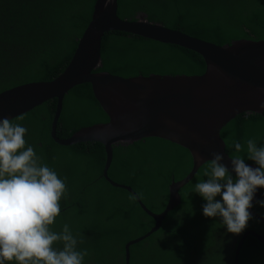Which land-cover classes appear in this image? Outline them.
<instances>
[{"label": "trees", "instance_id": "1", "mask_svg": "<svg viewBox=\"0 0 264 264\" xmlns=\"http://www.w3.org/2000/svg\"><path fill=\"white\" fill-rule=\"evenodd\" d=\"M95 1L0 0V93L59 76L90 22ZM117 4V16L122 20L134 21L144 14L151 23L217 46L238 40L264 41V0H118ZM100 54L102 68L97 72L123 78L198 76L205 71L204 61L196 53L122 32L105 34ZM55 108L56 101L50 100L11 120L27 129L25 148L32 146L41 163L66 185L60 214L50 229L59 233L69 225L78 241L83 240L77 250H88L83 264H124L125 245L147 234L154 221L130 193L112 187L102 177L105 152L101 144L63 147L52 140ZM107 121L90 85L77 86L63 99L56 136L68 139L83 128ZM221 138L230 158L236 154L233 141H237L244 145L239 155L245 163L258 167L246 159V141L255 139L258 146L264 145V113L236 117L221 131ZM206 166L179 191L180 204L159 229L130 247L129 264H232L225 244L236 235L227 231L220 217H205L202 206L206 201L193 192L197 182L207 179L203 175ZM191 167L188 151L149 138L114 146L108 177L131 188L149 211L160 214L168 201V187L184 179ZM262 199L264 189L259 191L258 200ZM252 210L264 220V207L255 203ZM248 231L264 234V226L252 218L242 234ZM248 242L258 247L252 252L264 258L263 247L252 237L243 250ZM53 247L62 250L63 244L57 242ZM243 262L242 255L238 264ZM247 263L259 264L249 257Z\"/></svg>", "mask_w": 264, "mask_h": 264}, {"label": "water", "instance_id": "2", "mask_svg": "<svg viewBox=\"0 0 264 264\" xmlns=\"http://www.w3.org/2000/svg\"><path fill=\"white\" fill-rule=\"evenodd\" d=\"M117 2L95 1L90 22L59 76L49 82L25 84L0 93V119L11 121L55 100L50 136L56 144L70 147L99 143L103 146L102 177L112 187L130 193L155 224L147 234L125 245L124 264H129L130 247L159 229L168 213L180 204L179 191L213 158L212 153L222 154V163L231 171V159L225 152L221 131L242 114L264 113V108L260 107L264 103V41L238 40L217 46L151 23L144 14H139L134 21L122 20L117 16ZM110 32H122L196 53L204 61L205 71L198 76L150 74L131 78L97 72L102 68V39ZM84 84L90 85L92 95L108 121L83 128L68 139H59L56 128L63 99L71 89ZM149 138L185 149L192 160L189 174L168 187V201L160 214L149 211L131 188L108 177L114 146H129ZM232 175L235 177L234 172ZM259 191L257 189L254 195L253 206L259 199ZM252 208L249 210L252 217L264 225V220ZM248 236L264 246V238L250 231L245 233L235 250L234 264H238L240 249Z\"/></svg>", "mask_w": 264, "mask_h": 264}, {"label": "clouds", "instance_id": "3", "mask_svg": "<svg viewBox=\"0 0 264 264\" xmlns=\"http://www.w3.org/2000/svg\"><path fill=\"white\" fill-rule=\"evenodd\" d=\"M26 132L19 123L0 119V264H83L88 250H77L83 240L78 241L69 225L59 233L50 229L60 214L66 185L41 163L32 146L25 148ZM233 146L231 171L222 163V154L212 153L203 173L207 179L197 182L193 192L206 201L205 217H220L229 233L239 235L253 218L249 210L257 189H264V145L246 141V159L256 168L239 155L244 145L233 141ZM256 203L264 207V199ZM57 242L63 244L62 250L53 247Z\"/></svg>", "mask_w": 264, "mask_h": 264}, {"label": "flooded vegetation", "instance_id": "4", "mask_svg": "<svg viewBox=\"0 0 264 264\" xmlns=\"http://www.w3.org/2000/svg\"><path fill=\"white\" fill-rule=\"evenodd\" d=\"M180 196V195H179ZM262 224V223H261ZM263 225V224H262ZM264 226V225H263ZM249 232V231H248ZM250 232H253V231H250ZM245 233H247V232H244L242 235L241 234H239V235H236L234 238H232V239H229V241H228V243L227 244H225V247H227L228 248V250H229V253H230V255L232 256V258L231 257H229L228 259L231 261V259H232V264H234L233 263V258H234V253H235V250H236V248H237V246H238V244L241 242V240H242V237H243V235L245 234ZM253 233H255L256 235H258L259 237H261L262 239L264 238V234L263 233H259V232H253ZM261 235H263V236H261ZM249 237H252V236H248L244 241H243V244H242V247H241V249H240V253H239V256H238V263H239V257H241L242 255L244 256V262H243V264H248L247 263V257H249L250 259H253V258H256L257 260H258V263L259 264H264V258H261V256L260 255H258V253L257 254H255V253H253L252 251L253 250H258V247L257 246H255V245H251L253 242H248L247 244H246V247H245V250H243L244 249V245H245V243H246V240L247 239H249ZM254 240H256L262 247H263V249H264V246L262 245V243L259 241V240H257V239H255L254 237H252ZM226 249V248H225ZM242 250H243V253H242Z\"/></svg>", "mask_w": 264, "mask_h": 264}]
</instances>
